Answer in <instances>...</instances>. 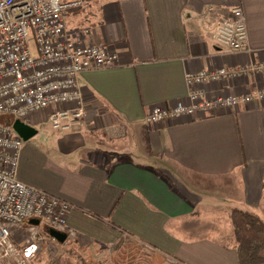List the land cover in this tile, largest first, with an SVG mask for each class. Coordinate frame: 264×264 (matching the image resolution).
Returning a JSON list of instances; mask_svg holds the SVG:
<instances>
[{
  "label": "crops",
  "instance_id": "0c3cea01",
  "mask_svg": "<svg viewBox=\"0 0 264 264\" xmlns=\"http://www.w3.org/2000/svg\"><path fill=\"white\" fill-rule=\"evenodd\" d=\"M235 6L248 29L242 53L214 38ZM64 15L70 29L90 27L86 43L119 54L116 66L81 74L87 108L73 129L48 128L41 115L21 150L18 178L71 204L74 264L124 235L180 264H236L231 211L264 221V99L155 124L146 115L187 97L189 71L264 62V0H83ZM263 87L264 74H251L204 90Z\"/></svg>",
  "mask_w": 264,
  "mask_h": 264
},
{
  "label": "built area",
  "instance_id": "2783aa9c",
  "mask_svg": "<svg viewBox=\"0 0 264 264\" xmlns=\"http://www.w3.org/2000/svg\"><path fill=\"white\" fill-rule=\"evenodd\" d=\"M82 5L83 0H0V264H34L43 246V234L47 233L45 225L65 232L67 239L74 237L68 226L71 204L18 178L24 139L13 123L20 119L33 126L42 115L54 130L73 129L87 108L81 74L119 63L117 51L100 43L85 42V36L91 34L90 27H68L65 11ZM214 38L227 52L249 50L241 6L233 7L219 19ZM251 74H264V62L233 69L189 71L187 97L174 104L154 106L146 121L155 124L262 100L264 87L214 98L204 90L209 82ZM32 218L39 219L40 224L30 223ZM15 229L21 233L19 238L14 237Z\"/></svg>",
  "mask_w": 264,
  "mask_h": 264
},
{
  "label": "trees",
  "instance_id": "16d2710c",
  "mask_svg": "<svg viewBox=\"0 0 264 264\" xmlns=\"http://www.w3.org/2000/svg\"><path fill=\"white\" fill-rule=\"evenodd\" d=\"M231 220L237 239L238 262L236 264H264V221L253 212L237 208L231 211ZM44 228L49 235L48 227L45 225ZM132 241L153 250L161 256L153 246L132 239L128 235H124L115 244V249H118L119 252L116 255L118 258L117 261L120 260V262H117L118 264L126 263L128 252L132 255L136 251L133 245L134 243H131ZM161 258L163 259L161 264H180L165 256H161Z\"/></svg>",
  "mask_w": 264,
  "mask_h": 264
},
{
  "label": "rangeland",
  "instance_id": "374dc122",
  "mask_svg": "<svg viewBox=\"0 0 264 264\" xmlns=\"http://www.w3.org/2000/svg\"><path fill=\"white\" fill-rule=\"evenodd\" d=\"M31 45L33 47L34 54H36L37 51L32 41ZM50 127L51 126H49L48 128ZM13 232L14 237L16 238H19V236L21 235L20 231H18L17 229H15ZM49 235L47 233L43 234V246L37 259L35 258L34 264H74V258L78 260L79 257H81V255H77L75 253L72 254L68 246L64 245L65 243H68L69 239H73L74 237H70L64 243H60L56 239H54L55 241H52V239H50L52 236L50 237ZM133 241L131 243H134ZM136 243L137 242L133 244L136 248V251L133 252L132 255L128 252V259L124 264L162 263L163 259L161 258V256H159L153 250ZM114 248L115 246L111 244L107 249L99 248L94 249L90 252L85 250L84 252L80 251V254L84 256L86 262H88L89 264H115V262H120V260L117 261L118 258L116 256L119 253L118 249ZM108 257L112 258L113 261L111 260L110 263L105 262L104 259H108ZM99 261H102V263H99Z\"/></svg>",
  "mask_w": 264,
  "mask_h": 264
},
{
  "label": "water",
  "instance_id": "95a60500",
  "mask_svg": "<svg viewBox=\"0 0 264 264\" xmlns=\"http://www.w3.org/2000/svg\"><path fill=\"white\" fill-rule=\"evenodd\" d=\"M13 127L16 132L24 139V141H27L38 132L34 126L26 124L20 119H15ZM29 222L32 224H40V220L37 218H32L29 220ZM48 233L60 243H64L67 240V234L65 232L48 228Z\"/></svg>",
  "mask_w": 264,
  "mask_h": 264
}]
</instances>
